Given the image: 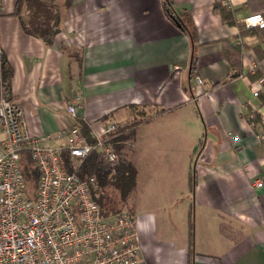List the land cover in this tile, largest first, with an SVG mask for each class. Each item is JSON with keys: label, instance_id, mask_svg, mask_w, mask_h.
<instances>
[{"label": "crops", "instance_id": "obj_1", "mask_svg": "<svg viewBox=\"0 0 264 264\" xmlns=\"http://www.w3.org/2000/svg\"><path fill=\"white\" fill-rule=\"evenodd\" d=\"M46 1L59 14L50 45L26 32L18 0H0L8 97L29 133L63 147L62 128L94 135L116 121L126 162L160 171L128 200L140 264H264V184L253 186L264 181V28L245 24L264 0H172L196 29L193 75L192 43L162 0Z\"/></svg>", "mask_w": 264, "mask_h": 264}, {"label": "built area", "instance_id": "obj_2", "mask_svg": "<svg viewBox=\"0 0 264 264\" xmlns=\"http://www.w3.org/2000/svg\"><path fill=\"white\" fill-rule=\"evenodd\" d=\"M245 24L264 28V15H249ZM3 64L0 44V264H140L137 217L125 211L106 214L96 199L98 178L68 172L62 157L67 151L77 168L99 153L115 171L120 165L114 142L118 123L92 135V143L79 125L57 132L66 141L63 147L48 144L51 137L32 136L24 109L6 96ZM195 81L202 84L199 76ZM81 101L77 93L66 104L67 113L76 117ZM25 155L37 172L32 190L24 175ZM263 184L261 179L253 182L255 188Z\"/></svg>", "mask_w": 264, "mask_h": 264}, {"label": "trees", "instance_id": "obj_3", "mask_svg": "<svg viewBox=\"0 0 264 264\" xmlns=\"http://www.w3.org/2000/svg\"><path fill=\"white\" fill-rule=\"evenodd\" d=\"M166 15L172 20L180 29L189 37L193 46V55L190 66V74H194V69L197 62L196 47H197V33L190 18L184 19L176 13L173 7L172 0H162ZM18 9L25 7L28 12V23L25 24V30L28 34L41 38L46 44H51L55 35L58 32L59 14L55 11V7L46 0H18ZM216 10L223 13L220 6H216ZM3 76L6 88V96H9V85L11 80V71L7 70L6 62L3 64ZM82 134L88 139L89 142H94L91 130L84 123L79 124ZM120 136V135H119ZM127 138V137H126ZM124 136L115 139V148L118 151L121 159V145L118 141H123ZM63 162L68 172L78 174L81 179H87L95 175L98 178L102 190L114 187L120 192L121 199L126 200L130 193L135 188L136 183V170L125 159L120 160V165L115 171L109 167L105 157L99 153H92L85 158L81 164L75 168V161L67 151L62 154ZM26 164H24V175L29 184V187L34 186L37 181V172L31 167V160L28 155H25ZM122 191V192H121ZM98 203L103 208L106 214L115 213L113 209L108 207L105 200V191L96 198Z\"/></svg>", "mask_w": 264, "mask_h": 264}, {"label": "rangeland", "instance_id": "obj_4", "mask_svg": "<svg viewBox=\"0 0 264 264\" xmlns=\"http://www.w3.org/2000/svg\"><path fill=\"white\" fill-rule=\"evenodd\" d=\"M122 159H124L123 156H122ZM122 159L120 157V160H122ZM25 164H26V161H25ZM158 172H160V171H152V170H138V171H136L135 188L130 193V195L127 197L126 200L121 199L120 192L117 189H115L114 187L113 188L112 187L107 188V190H102V187L100 186V189L98 192V197L100 194L104 193V191H105V200L108 204L107 205L108 207L113 209L115 213L123 212V211L130 213L131 210H130V206H129V202H128L130 196H131V200H132V199H136V198L140 197L143 190L147 189L150 191L152 189V184L149 183V185H145V183H144V180L146 179V175H148V177L150 179H154V178L157 179L159 177ZM163 178H165V177L163 176ZM150 179H149V182H150ZM99 185H100V183H99ZM32 189H33V187H31V190Z\"/></svg>", "mask_w": 264, "mask_h": 264}]
</instances>
